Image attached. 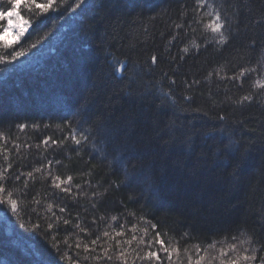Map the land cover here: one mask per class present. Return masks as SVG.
Masks as SVG:
<instances>
[{"label": "trees", "instance_id": "obj_1", "mask_svg": "<svg viewBox=\"0 0 264 264\" xmlns=\"http://www.w3.org/2000/svg\"><path fill=\"white\" fill-rule=\"evenodd\" d=\"M231 2L240 7L229 8L228 0H207L203 9L196 0H86L73 11L72 0H57L58 7L42 14L35 8L29 12L22 6V15L31 27L19 44H14V50L23 51L25 56L17 58L7 66L6 72L0 73V134L4 137L0 145L11 153L14 168L10 174H16L17 164L26 172L49 158L59 159L61 164H53L52 174L62 179L71 175L73 185H84L82 191L89 196L77 198L75 188L70 196L52 189L46 179L47 170L35 174L34 183L29 181V188L25 189L29 193L27 199L20 198L21 193L17 191L22 187L23 178L15 187H9L13 198L19 200V211L13 213L9 206H0V264H72L77 260L79 264H120L115 260L95 259L102 255L104 248L114 246L115 241L104 238L97 246H92L90 241L103 231L115 236L120 224H124L126 235L116 237L117 240L131 239L133 224L139 236L147 226L140 217L157 224L162 234L167 233L166 243L173 237L179 239L186 231L191 233L189 240L180 241L181 248L189 249L187 254L182 253L184 264L188 254L196 259L193 246L197 243L203 249L216 240L220 242L218 248L226 247L232 241L225 237L241 222L264 237V89L259 87L264 84V22H260L264 0ZM0 7L7 9L8 0H0ZM215 11L231 21V34L225 33L230 35V42L223 47L210 43L205 48L202 46L205 37L213 41L207 23L209 14ZM201 20L203 23H198ZM237 21L239 31H235ZM177 23L185 27L177 29ZM3 26L6 22H0V28ZM191 28L196 31L192 32ZM176 33H180V39L172 40ZM32 44L37 47L32 48ZM184 47L189 49L187 53L182 51ZM5 55L7 50L0 43V56ZM152 55L158 57L155 65L151 64ZM120 63L127 65L123 74L116 72ZM253 67L258 71L241 78L242 84L220 78ZM220 69L223 71L217 76ZM164 72L175 78L177 85L170 86ZM209 72L213 75L205 79ZM185 78L199 79L201 85L185 90ZM90 92L95 94L90 98V112L73 117ZM166 93L177 102L171 108H161L162 115L175 113L197 127H224L231 130V136L215 135L239 143L227 163L217 162L195 176L189 170L193 167L195 151L202 146L199 137L192 157L187 160L176 149L163 159L162 150L160 155L154 148L141 151L139 155L144 159L156 158L157 176L161 167L167 169L159 183L160 191L154 197L141 184L122 183L124 176L117 154L94 129L99 124H119L126 112H144L150 117L156 111L158 100L155 98ZM245 95L252 99L238 103ZM184 96L193 99L188 101ZM197 108L199 111H195ZM221 114L225 117L223 121L218 119ZM65 118L71 119L77 131L92 133L89 143L77 146L68 139L47 151L41 146L37 152L35 145L44 137L60 139L68 133L67 127H63L67 123ZM22 123L28 125L24 131L17 127ZM150 132V120L140 118L134 127H123L120 136L128 135L129 143H135ZM208 143H212L211 138ZM28 144L33 148L29 149ZM203 147L210 151L207 144ZM244 147L247 152L240 161L239 152ZM102 149L106 155L99 154ZM173 161L182 163L173 164ZM237 161L240 167L237 175L232 176ZM0 166H6L2 154ZM85 180H91L93 186L99 181L102 186L90 188L84 184ZM109 182L121 186L110 188L103 204L93 208L90 193L103 191ZM62 206L67 207L64 213L59 211ZM130 213H135V217ZM93 216L97 217L93 235L81 233L75 227H87ZM101 216L104 220L98 219ZM112 216L119 219L112 221ZM64 219L70 223L63 224ZM49 224L54 226L49 228ZM76 243L81 248L77 249ZM85 244L95 247V251H84ZM136 247L133 241L132 248ZM112 254L115 257L114 247ZM131 259L132 256L129 264Z\"/></svg>", "mask_w": 264, "mask_h": 264}, {"label": "snow or ice", "instance_id": "obj_2", "mask_svg": "<svg viewBox=\"0 0 264 264\" xmlns=\"http://www.w3.org/2000/svg\"><path fill=\"white\" fill-rule=\"evenodd\" d=\"M66 2V0H62ZM86 0H72V3L75 4L73 11L79 9L84 5ZM196 4L200 9H203L207 6V0H196ZM22 6L27 11L31 12L33 8L38 10L42 14L48 13L50 10H53L55 7H58L57 0H46L45 3H38L37 0H8L7 9L0 7V22H6V26L0 28V37L6 36L9 32H15V39L9 41L4 39L2 41L3 49L7 50V55L0 56V73L6 72L8 70L7 66L12 62L16 61L17 58L24 57L25 53L23 51L14 50V44H19L20 39L24 37L26 32L31 27V23L28 19H25L22 15ZM71 7V4L68 5ZM229 8L237 7L239 4H233L231 0H228ZM197 9H193L195 12ZM210 20L207 23V28L211 34H213V41H208L207 38L202 41V46L207 48L210 43L215 45H220L221 47L226 46L230 42V35H225L226 32L231 34V21L227 17H222L219 11H215L209 14ZM193 22H196L195 20ZM264 22V15L261 17V21ZM198 23H203L199 21ZM185 25L175 24V28L183 29ZM192 32H195V28H191ZM235 31H239V21H237V28ZM172 40H179L180 33L172 35ZM32 48H36V44L31 45ZM197 51L199 50V45L196 46ZM182 51L187 53L189 49L187 47L182 48ZM10 57V59H9ZM173 60L176 58L173 57ZM183 59V57H180ZM158 57L156 55L151 56V64L155 65L157 63ZM127 65L125 63H120L116 72L118 74H123ZM223 69H220L216 72L217 76H220V72ZM258 69L253 68H243L238 73L233 74L232 76H221L222 80H231V81H241V78L245 77L249 73H256ZM213 73L209 72L205 79H209ZM163 76L168 77L171 85H177V80L172 76H169L167 72L163 73ZM201 81L199 79H187L183 80V88L185 90L191 91L195 87L200 86ZM259 87L264 89V84H260ZM94 93L90 92L88 96L85 97V101L77 108V112L73 113L75 117L79 113L87 115L90 112L91 99L94 97ZM141 97L143 94H139ZM203 95V93H201ZM158 103L156 104V111L152 113L149 117L144 112H126L122 114V120L119 124H99L95 127V134L103 137L106 146H110L111 149L117 154V159L124 176L122 183L131 184L137 183L145 187L146 190L153 192L154 197L159 193V183L166 175L167 169L165 167L160 168L159 176H157L156 168V158L150 157L148 159L142 158L139 153L141 151H146L149 148H154L157 150V155H160V150H162L161 158H166L168 154L176 149L177 151H182L184 154V160L192 157L193 152L195 151V142L197 137L200 138V144L202 145L198 151H195V159L193 160V167L189 170L193 176L202 169L214 167L217 162L223 161L227 163L231 158L234 152H236V147L239 142L234 140H225L221 139L216 133H223L225 136H231V130H227L224 127H215V126H195L191 121H184L180 119L179 116H176L175 113L170 115H162L160 109L163 107L171 108L176 104L177 100L173 96H168L166 93L163 97H156ZM183 99L192 101L193 97L184 96ZM252 97L250 95H245L242 100L238 103H243L244 101H250ZM169 100L171 104H169ZM199 111V108L195 109ZM144 118L150 120L151 123V132L147 133L139 138L135 143H129V136L125 135L123 138L120 136L121 129L123 127H134L135 121L137 119ZM67 123L63 127H67L68 133L62 136L60 139H52L51 136L44 137L39 144L35 145L37 152L44 147L45 151L49 147L61 146L65 141L71 139L72 142L80 146L82 144H88L91 132L85 133L83 130L77 131L73 127L72 121L70 118H65ZM218 119L223 121L225 117L221 114L218 116ZM21 131H24L28 125L19 124L17 125ZM33 127H39L38 125H33ZM46 127H51V125H46ZM57 127H62L57 125ZM209 138H211L212 143H208ZM0 139H4L3 134H0ZM155 142V143H154ZM6 143V141H5ZM208 145L206 150L203 145ZM3 148V152L0 153L3 155L6 162V166H0V206L7 205L11 208L13 213L19 211V200L13 198L14 193L10 192L9 187H15L16 182H20L23 178L22 187L17 188V191L21 193L23 199H27L29 193L25 189L29 188V181L32 180L34 183V176L37 173H44L47 170L46 179L48 180L49 185L54 190H59L65 196L73 195L75 188V196L79 198L81 195L89 196V193L82 191L84 185L75 184L73 185V177L71 175L67 176L66 179H62L59 175L52 174V167L55 163L60 165L61 161L59 159L53 160L51 158L47 159L46 162L40 163L38 166L33 167L30 171H22L21 166L17 164L15 166V175L10 174L14 168L13 162L10 159V151L0 145ZM15 148H19V145H14ZM29 149L33 148V145L28 144ZM247 152V148L244 147L243 151L239 152L240 161H242ZM101 156L106 155V152L102 149L99 153ZM95 158V157H94ZM240 161H237L232 168L231 175L236 176L240 167ZM182 163V161H173V164ZM87 175V173H86ZM84 184L88 185L90 188H99L101 183L98 181L97 185L93 186L91 180H85ZM121 185L115 182H109L107 187L103 188V191H92L90 193V198L93 201L92 207L96 208L97 204H103L104 198L107 195L110 188H119ZM34 199V198H33ZM37 204L40 201H36ZM51 210V205L49 206V211ZM61 213L67 211L66 206L59 208ZM53 215H55L53 213ZM129 215L135 217V213H130ZM80 216V213H77V217ZM99 220H104V217L101 216ZM118 216H112V221H117ZM126 219V217H125ZM139 219L143 220L147 225L140 235H136V225L133 224L130 231L132 232L131 239L117 240L116 237H125L126 230L124 224L119 225L118 231L115 232V236H112L109 231H103L100 234H95V238L91 239L90 243L92 246H97L98 243L104 238H110L115 241V245H109L108 248L103 249L102 255H97L95 259L97 261L106 260L109 262L119 261L120 264H129V257L132 256L131 264H137V261L140 264H184L181 256L182 253L187 254L189 249L187 246L181 248V240H189L191 238L190 232H184L179 239L171 238L168 243H166L164 236L167 233H161L158 230V225L151 223V221L140 217ZM59 220V218H57ZM70 221L68 219L63 220V224L68 225ZM97 223V217L93 216L91 223L87 227H81L76 225L75 227L79 228L81 233H87L88 235H93L92 228ZM54 225L49 224L48 227L52 228ZM58 226V225H57ZM39 228V225L35 226ZM155 233L152 235L151 233ZM230 237L231 243H228L225 246L217 247L219 241L213 240L207 244L206 248H201L199 243L195 244V256L196 259H193L191 254L187 255V264H264V237L257 235L252 229L249 228L246 222H241L235 226V228L227 234L225 239ZM133 241L137 243L136 248H132ZM107 242V240H105ZM127 246V248L125 247ZM243 245H250L251 247H243ZM258 245V247L256 246ZM77 249L81 248L79 243L75 244ZM113 247L116 249L115 257L113 253ZM71 248V245H69ZM84 251H95V247L89 248L88 244L83 246ZM131 249V252L128 251ZM203 253V254H201ZM78 255V254H77ZM64 259V257H61ZM72 264H79V261H73Z\"/></svg>", "mask_w": 264, "mask_h": 264}, {"label": "rangeland", "instance_id": "obj_3", "mask_svg": "<svg viewBox=\"0 0 264 264\" xmlns=\"http://www.w3.org/2000/svg\"><path fill=\"white\" fill-rule=\"evenodd\" d=\"M4 39H7V40H9V41H13L14 39H15V32L13 31V32H9L6 36H4V37H0V43H2V41L4 40ZM57 103V102H56Z\"/></svg>", "mask_w": 264, "mask_h": 264}]
</instances>
